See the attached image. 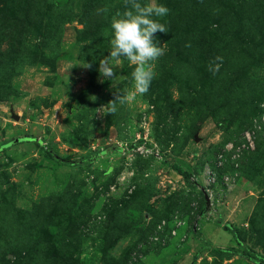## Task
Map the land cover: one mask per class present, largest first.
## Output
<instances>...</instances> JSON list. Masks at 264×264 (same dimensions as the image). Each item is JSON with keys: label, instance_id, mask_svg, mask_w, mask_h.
Returning a JSON list of instances; mask_svg holds the SVG:
<instances>
[{"label": "rangeland", "instance_id": "1", "mask_svg": "<svg viewBox=\"0 0 264 264\" xmlns=\"http://www.w3.org/2000/svg\"><path fill=\"white\" fill-rule=\"evenodd\" d=\"M156 2L140 96L124 0H0V264H264V0Z\"/></svg>", "mask_w": 264, "mask_h": 264}, {"label": "clouds", "instance_id": "2", "mask_svg": "<svg viewBox=\"0 0 264 264\" xmlns=\"http://www.w3.org/2000/svg\"><path fill=\"white\" fill-rule=\"evenodd\" d=\"M125 9L117 13L111 20V37L109 55L99 60L98 72L104 79L112 80L116 77V61L121 57L126 58L132 65V81L136 95H144L149 91L152 80L155 78L154 63L164 55V48L156 42V33H167L168 28L160 22V18L169 13V9L158 4L156 0L140 3L139 0H124ZM223 58L216 56L208 65V70L214 75L219 70L220 64L215 63ZM91 69L92 64L87 62L82 65ZM114 98L106 105H102L99 112L102 114H115L117 105L128 103V91L121 90L113 93Z\"/></svg>", "mask_w": 264, "mask_h": 264}, {"label": "trees", "instance_id": "3", "mask_svg": "<svg viewBox=\"0 0 264 264\" xmlns=\"http://www.w3.org/2000/svg\"><path fill=\"white\" fill-rule=\"evenodd\" d=\"M63 8H64V7H61V8H60V9H61L60 14L62 13ZM65 19H66V18H65ZM61 21H63V20H61ZM59 24H60V20H58V21H54V25H56V26H55V29L58 28ZM47 156H48V157H53L52 154H51L50 152L47 153ZM175 167H176V170H177L180 174L184 175L185 177L189 176V172L182 170V169L180 168V166H175ZM225 227H226L227 229H232V225H231V224H226ZM238 242H240L239 238H238Z\"/></svg>", "mask_w": 264, "mask_h": 264}, {"label": "built area", "instance_id": "4", "mask_svg": "<svg viewBox=\"0 0 264 264\" xmlns=\"http://www.w3.org/2000/svg\"><path fill=\"white\" fill-rule=\"evenodd\" d=\"M246 136H247V139H248V140H251V134H250V132H247V135H246ZM140 151L143 152V151H142V148L140 149Z\"/></svg>", "mask_w": 264, "mask_h": 264}]
</instances>
